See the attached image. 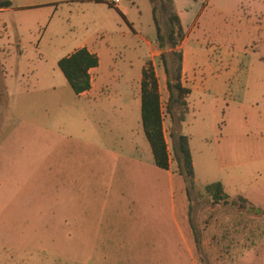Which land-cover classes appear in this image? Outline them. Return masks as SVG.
I'll return each mask as SVG.
<instances>
[{"label": "rangeland", "instance_id": "obj_1", "mask_svg": "<svg viewBox=\"0 0 264 264\" xmlns=\"http://www.w3.org/2000/svg\"><path fill=\"white\" fill-rule=\"evenodd\" d=\"M132 1L123 0L129 22L115 12L107 19L87 96L57 65L67 35L39 28L24 10L0 16L8 26L0 27V264H264V99L243 87L249 74L264 75V0H174L185 31L177 48L167 39L160 47L150 1ZM157 15L167 34V12ZM179 49L191 89L185 114L167 110L160 56L173 69ZM149 61L168 171L155 165L141 123ZM224 132L233 138L220 140ZM179 133L195 162L189 193L173 155ZM216 181L227 200L206 191Z\"/></svg>", "mask_w": 264, "mask_h": 264}, {"label": "trees", "instance_id": "obj_2", "mask_svg": "<svg viewBox=\"0 0 264 264\" xmlns=\"http://www.w3.org/2000/svg\"><path fill=\"white\" fill-rule=\"evenodd\" d=\"M152 7L153 20L157 29V39L160 47H164L167 41H170L171 47L177 48L185 38V31L178 14L174 7V0H149ZM12 0H0V8L10 7ZM167 12L170 28L167 34L161 30L157 12ZM164 61L167 74V88L169 97L167 102L168 112H172L173 106H181L184 114L188 111L187 97L191 89L182 84L181 74L183 67V52L181 49L174 51L172 64L174 70L169 65L165 51L160 54ZM99 57L86 47L79 48L69 55L63 56L58 60V66L65 76L75 94H80L89 90L92 85V76L90 69L98 66ZM141 123L143 132L151 147L153 161L161 169L168 170L171 163V152L166 140L161 96L159 83L154 65L151 61L142 68L141 77ZM184 114L181 120H184ZM173 155L177 163L178 174L183 177L187 186V192H190V185L194 184V166L189 137L184 133H179L176 143L173 145ZM206 191L211 195L214 202L225 201L230 195L225 191L221 181H216L205 185ZM245 201V199H243ZM192 205H189V211ZM195 242L197 248L201 249V239L196 234Z\"/></svg>", "mask_w": 264, "mask_h": 264}, {"label": "crops", "instance_id": "obj_3", "mask_svg": "<svg viewBox=\"0 0 264 264\" xmlns=\"http://www.w3.org/2000/svg\"><path fill=\"white\" fill-rule=\"evenodd\" d=\"M110 1L111 0H27L26 3L22 5H16L14 3V0H12V5L10 7L0 8V16H3L2 14L5 13L14 12L16 10L27 11L28 17L33 18L37 22V26L39 28L43 27L45 31L49 30V33H51L55 37L67 35L66 38L60 41V43L63 44L62 46L68 49L67 55L82 47H86L91 52L97 54V56L99 57V64L98 66L90 69L92 76L93 71H98L100 69V50L104 48L103 44H105L106 41L104 38V33L107 31L105 30L104 26L107 23L108 17H110L112 12H115L120 14L122 18L129 22L126 15V10L123 6V0H119V2L115 4L111 3ZM132 2L134 3L135 0H133ZM4 20L5 21L1 23L0 27L1 29H5L6 31H8L6 22L7 18H4ZM66 28H69L68 32L66 31ZM8 38L9 37L7 35V39ZM17 44L20 45L23 43L18 42ZM257 60L264 63V56H258ZM54 71L56 72L55 68ZM32 76H34V74H32ZM9 80L13 81L12 75L9 77ZM243 87L245 88L244 92H252L253 95H256L257 97L261 96V98L264 99V75L254 76L253 74H249L246 78V84ZM49 88L50 90L57 89L55 85L50 86ZM95 88L96 80H94L92 76L91 88L76 95L87 96L88 94H91V92L94 91ZM228 92L231 97L232 94L230 93V91ZM245 118L247 120L248 117L246 116ZM219 138L220 140L224 141L225 139H232L233 135L231 133L224 132L220 135ZM193 166L195 179L194 159ZM223 185L225 188L224 183Z\"/></svg>", "mask_w": 264, "mask_h": 264}, {"label": "built area", "instance_id": "obj_4", "mask_svg": "<svg viewBox=\"0 0 264 264\" xmlns=\"http://www.w3.org/2000/svg\"><path fill=\"white\" fill-rule=\"evenodd\" d=\"M110 2L113 3V4H115V3H118L119 0H111Z\"/></svg>", "mask_w": 264, "mask_h": 264}, {"label": "water", "instance_id": "obj_5", "mask_svg": "<svg viewBox=\"0 0 264 264\" xmlns=\"http://www.w3.org/2000/svg\"><path fill=\"white\" fill-rule=\"evenodd\" d=\"M249 210H253V208L250 207ZM258 211H259V209H258Z\"/></svg>", "mask_w": 264, "mask_h": 264}]
</instances>
